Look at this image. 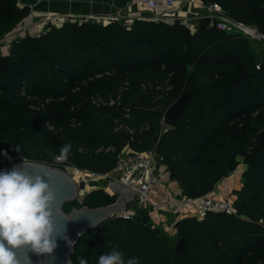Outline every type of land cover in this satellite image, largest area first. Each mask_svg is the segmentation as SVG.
<instances>
[{
	"label": "trees",
	"instance_id": "obj_1",
	"mask_svg": "<svg viewBox=\"0 0 264 264\" xmlns=\"http://www.w3.org/2000/svg\"><path fill=\"white\" fill-rule=\"evenodd\" d=\"M217 2L233 19L264 34V0ZM30 7L0 0V37L16 31ZM192 97L174 127L169 108ZM70 143L68 160L98 172L115 167L129 144L156 147L158 170L199 197L222 185L241 159L237 213L185 215L173 236L148 214L112 216L83 233L72 254L97 264L113 249L138 264H264V47L202 18L181 21H93L60 17L0 49V167L29 159L50 163ZM19 145L21 151L15 148ZM6 153V155H5ZM116 200L97 187L68 201L67 211Z\"/></svg>",
	"mask_w": 264,
	"mask_h": 264
},
{
	"label": "built area",
	"instance_id": "obj_2",
	"mask_svg": "<svg viewBox=\"0 0 264 264\" xmlns=\"http://www.w3.org/2000/svg\"><path fill=\"white\" fill-rule=\"evenodd\" d=\"M133 5L137 7L135 10L119 9L114 13L92 14L86 17L83 16L81 19L93 21L120 20L126 27H131L136 19L169 22L179 20L186 26L196 29L197 21L206 17L210 18L213 24L227 32L241 33L257 40L264 39V34L256 26L233 19L217 2L208 4L201 0H127L125 3L127 8H131ZM181 8L183 11L180 10ZM201 8L208 10L203 17L200 12L193 13V9L202 11ZM55 18L60 17L44 16L37 21H27L26 19L16 31L7 34L3 40L10 46L14 38L33 29L41 31L43 23ZM57 156L49 164L67 170L78 182L84 180L87 185L90 180L99 181L102 179L104 187L108 188L110 183L120 181L139 192L136 193V201L142 206L149 207L152 211L150 212L151 215L153 213L158 214L159 218L152 216L158 224H164L163 213L165 212L182 213L199 218L205 217L210 211L214 210L237 213L236 194L233 192L228 196H223L217 194L216 190H212L199 197L172 193L169 185L162 179V171L158 170L159 156L156 147L147 150H136L127 144L119 153L115 167L106 172L81 168L68 159L64 163H57ZM140 214V211L127 209L119 216L135 218ZM152 223L156 224L154 220Z\"/></svg>",
	"mask_w": 264,
	"mask_h": 264
},
{
	"label": "clouds",
	"instance_id": "obj_3",
	"mask_svg": "<svg viewBox=\"0 0 264 264\" xmlns=\"http://www.w3.org/2000/svg\"><path fill=\"white\" fill-rule=\"evenodd\" d=\"M71 148L70 143L61 147L57 163L67 161ZM15 150L21 151L19 145ZM25 163L11 171H0V264H22L14 251L17 248L51 255L58 238L68 239L57 216L61 194L56 177L47 169L29 172ZM24 264H30V260L25 258ZM78 264H88V260L79 257ZM97 264H138V258H125L121 251L113 249L101 254Z\"/></svg>",
	"mask_w": 264,
	"mask_h": 264
},
{
	"label": "water",
	"instance_id": "obj_4",
	"mask_svg": "<svg viewBox=\"0 0 264 264\" xmlns=\"http://www.w3.org/2000/svg\"><path fill=\"white\" fill-rule=\"evenodd\" d=\"M191 97V93H185L169 108L164 119L167 126L174 127L177 125L178 119L184 114ZM24 161H26L25 169L27 171L34 172L47 169L56 177L57 187L61 194L57 216L63 222L65 228L64 235L68 239L58 238V246L51 255H37L27 247L15 249L17 258L22 264H24L25 258L30 260V264H74L72 254L80 236L87 230L99 226L112 216H119L123 211L127 210V202L134 199L136 193H139L123 182H112L109 184V187L113 194L116 195L114 202L96 207L83 205L67 211L64 207L65 203L77 199L81 195V191L86 189L85 181L81 180L78 182L67 170L38 160L22 159L12 161L0 167V171H11L14 167H21ZM74 212L79 213L77 215ZM73 213L74 215L71 216ZM65 216L71 217L65 218ZM186 247L187 240L185 237H182L175 246V249L183 250Z\"/></svg>",
	"mask_w": 264,
	"mask_h": 264
},
{
	"label": "crops",
	"instance_id": "obj_5",
	"mask_svg": "<svg viewBox=\"0 0 264 264\" xmlns=\"http://www.w3.org/2000/svg\"><path fill=\"white\" fill-rule=\"evenodd\" d=\"M126 1L127 0H18L21 5L30 7V13L26 18L27 21H37L42 19L44 16H67L82 18L83 16L86 17L92 14L114 13L119 9H125L127 11L129 9L135 10V8H137L136 5H133L131 8L125 7ZM180 10L183 11L182 8ZM246 169L247 164L244 163V161L241 159V162L238 165L237 169L227 177L225 182L220 185L219 188L215 189L216 193L223 196H228L232 192L234 193L235 188L241 187V185L243 184V172ZM161 175L163 181L167 185H169L170 191L172 193L182 194V186L179 181L171 179L170 173L167 171L161 172ZM102 184L104 185V181L99 182L100 186H102ZM105 190L113 194L109 186L108 188H105ZM87 191L89 192L90 190ZM132 202H135L137 204L136 209H138V211L148 214L151 218V221L154 220L156 222V226L162 228L172 235L175 234L176 221L186 215L182 213L165 212L163 213L165 222L162 225L158 224L154 217H152L155 216V218H159L158 214L156 215V213H153V215H151V209L149 207L140 205L135 198L127 202V209L135 210V208H133L134 205ZM155 225L153 224V226Z\"/></svg>",
	"mask_w": 264,
	"mask_h": 264
},
{
	"label": "rangeland",
	"instance_id": "obj_6",
	"mask_svg": "<svg viewBox=\"0 0 264 264\" xmlns=\"http://www.w3.org/2000/svg\"><path fill=\"white\" fill-rule=\"evenodd\" d=\"M194 10V12L193 13H195V14H197V13H199L200 12V14H201V16L203 17V15H206L207 14V12H208V10L206 9V8H201V10L202 11H200V10H196V9H193ZM199 21V20H198ZM197 21V25H198V22ZM31 31H35V29H33V30H31ZM7 35V34H6ZM6 35H4V36H1L0 37V49H2V50H5L6 51V48H8V44H6V42L3 40L5 37H6ZM254 40V44H255V47L257 48V52L258 53H261V51H262V47H264V39L263 40H257V39H253ZM164 126L166 127L167 125H166V123L164 122ZM171 127V126H170ZM55 157V156H54ZM247 167H248V165H247ZM244 180V179H243ZM100 181H102V179L101 180H99V181H96V180H90L89 182H88V184L86 185V189L84 190V191H82L81 192V195L82 194H84V193H86V191L87 190H92V189H94V188H97V187H99L100 185H99V182ZM100 187H103L104 188V185L102 184V186H100ZM105 189V188H104ZM234 189V188H233ZM84 192V193H83ZM88 192V191H87ZM133 203V205H134V207L133 208H135V210L136 211H138V209H136L137 208V204L135 203V202H132ZM141 215V214H140ZM162 229V228H161ZM167 232V231H166ZM167 233H169V232H167ZM170 235H172V234H170ZM173 236V243H175L176 245H177V243L179 242V240L181 239V238H178V236H176L175 234L174 235H172ZM175 245V246H176Z\"/></svg>",
	"mask_w": 264,
	"mask_h": 264
}]
</instances>
